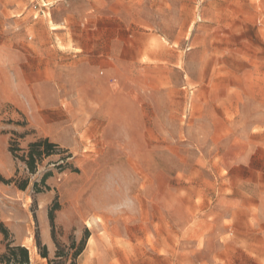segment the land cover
<instances>
[{"label":"rangeland","instance_id":"374dc122","mask_svg":"<svg viewBox=\"0 0 264 264\" xmlns=\"http://www.w3.org/2000/svg\"><path fill=\"white\" fill-rule=\"evenodd\" d=\"M0 178V264H264V0H0Z\"/></svg>","mask_w":264,"mask_h":264},{"label":"trees","instance_id":"16d2710c","mask_svg":"<svg viewBox=\"0 0 264 264\" xmlns=\"http://www.w3.org/2000/svg\"><path fill=\"white\" fill-rule=\"evenodd\" d=\"M42 148V151H38L37 152V148ZM56 146L54 144L49 143L47 140H42V141H38L35 143H32L28 146L29 148V152L27 156H21L20 159L27 165V167L29 168V170L31 172H33L35 170L36 164L38 163V161H40V157L42 155H46V156H50L51 154H53V148H55ZM9 151L11 153H15L17 151H20L18 148L15 147L14 143L11 142L9 144ZM0 182H3V180L0 178ZM10 182V181H9ZM26 187V183L22 184L19 186L20 189H23ZM49 220L50 223L52 224L53 222V217L51 214H49ZM15 251H18L22 257H23V262L25 264H28V253L27 250L23 247H17L15 249H9L8 250V254L11 256H14ZM42 258H46V254L43 253L41 254Z\"/></svg>","mask_w":264,"mask_h":264}]
</instances>
